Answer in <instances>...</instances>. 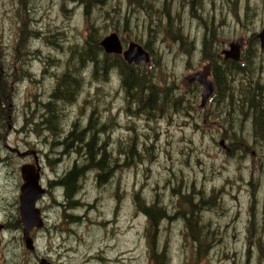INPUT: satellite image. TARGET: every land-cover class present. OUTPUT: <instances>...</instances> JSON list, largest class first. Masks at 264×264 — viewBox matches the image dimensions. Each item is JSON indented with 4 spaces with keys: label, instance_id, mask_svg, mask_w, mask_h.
<instances>
[{
    "label": "rangeland",
    "instance_id": "rangeland-1",
    "mask_svg": "<svg viewBox=\"0 0 264 264\" xmlns=\"http://www.w3.org/2000/svg\"><path fill=\"white\" fill-rule=\"evenodd\" d=\"M33 1L44 15L39 25H58L66 17L63 25L67 38L56 44L63 43L69 50L63 71L73 70L74 54L84 47L87 24L93 21L95 35L103 37L115 31L126 44L137 40L141 43L147 39L152 41L149 45L152 50H147L151 67L148 63L140 65L148 70L150 84L151 80L155 81L150 75L166 78L165 82H158L161 86L155 84L158 91L152 89L155 105L145 103L144 99L140 106L145 108L143 115L157 118L151 129V152L156 155L148 161L143 159L130 167L117 169L110 182L99 183L95 168L87 171L79 180L76 204H71L65 200L63 188L51 186L49 181L64 175L75 159L81 162L84 158L80 159L73 151L61 154L68 148L61 146L59 149V144H53L55 136L51 128L47 130L22 122L26 121L23 112L29 113L34 95L45 80L38 85L17 80L20 71L15 70L14 65L22 38L18 42L15 28L9 29V22L16 21V10L12 9L15 3L14 0H0L3 42H0V74L3 76L0 78V264H39L41 258L50 264H155L149 258L147 246L149 220L137 205L142 199L146 207L151 210L160 207L171 217L162 219L156 232L158 251L167 245L169 264H264V256H260L256 243V247L251 246L256 240L252 237L251 222L261 220L264 205V146L255 143L250 149L252 132L249 127L242 135L237 125L238 114L222 113L224 105L213 100L200 112L199 126L195 128L190 124L189 127L180 126V123L168 125L159 120L162 115L178 111L173 101L165 103L172 97L161 91L180 87L179 92H182L186 83L183 77L196 72L209 77V59L216 50L214 43L219 41L221 46L225 43L221 50L233 41L246 43L251 32H258L262 26L264 0H236L235 5V0H164L162 7L169 5L176 18H181L171 28L162 19V16L168 18L165 15L168 10L161 9L155 2L153 9L161 21L151 28L154 33H150L144 15L135 18L136 14L131 11L127 21L123 19L127 0H103L105 5L94 9L91 4L85 7L88 3L73 0L30 2ZM86 8L91 9L90 22L85 19ZM179 26L185 36L183 41L173 37V31ZM211 29L217 41L211 38ZM26 45L37 47L39 43L29 41ZM45 52L51 54L47 63L50 67L55 64L58 76L60 63L57 60L64 54L59 48ZM106 60L99 70L94 71L90 65L83 73L82 85L76 86L79 93L72 100L74 112L70 111L67 116L74 120L76 115H83V123L88 117L90 126L101 130L100 148L104 147L111 156L122 158L119 148L128 142L129 135L131 140L132 132L124 129L130 124L124 115L118 121L116 109L120 106L127 112L137 105L133 95L134 106L124 104L123 89L126 87L118 79L119 69L112 68L104 73L115 59ZM33 63L34 72L39 76L43 65L37 61ZM7 70L10 72L8 79ZM51 83L49 80L48 84ZM202 92L203 89L200 100ZM68 108L58 106L47 114L52 117L60 111L65 115ZM182 119V116L176 117L177 121ZM118 122L124 127L118 128ZM57 124L54 123L56 130L62 134L59 137L71 129L69 121L64 126ZM155 124L159 125L155 127ZM139 125L143 128L145 122L140 120ZM221 139L225 147L219 144ZM143 146L142 141L134 145L141 154ZM34 158L39 160L42 185L48 193L37 203L44 223L30 230L34 247L28 249L15 217L19 215L18 195L22 183L19 169L24 163H34ZM108 163L111 165L106 160ZM255 232L259 237L264 234L257 229Z\"/></svg>",
    "mask_w": 264,
    "mask_h": 264
},
{
    "label": "trees",
    "instance_id": "trees-1",
    "mask_svg": "<svg viewBox=\"0 0 264 264\" xmlns=\"http://www.w3.org/2000/svg\"><path fill=\"white\" fill-rule=\"evenodd\" d=\"M73 1L76 3H88L85 7H88V5L91 4L93 9L96 7H102L106 3L103 2V0ZM162 1L163 0H127V7H125L126 14L123 15V19L127 21L128 17L131 14V11L136 14L135 18H139L140 16L144 15V17L147 19V25H150L149 30L151 33V28L153 26H156L161 21L160 15H157L156 11L153 9V4H155V2H158L160 8L162 9ZM235 4L236 0L234 2V5ZM170 5L172 7V4ZM120 8L121 5H119V9ZM165 8L168 10L165 14L168 18L162 16V19L164 20L165 24L169 25V27L171 28L173 23L176 20L180 22L181 18L180 16H177L176 18L175 12L172 13L169 5ZM84 15L87 22H90L91 9L89 10L86 8L84 11ZM87 25H89V28L84 38V47L79 52H76L73 58V70H71V76H73L71 78V84H73V99H75L79 93L76 86L79 85V83L81 84L82 80H84L82 76L83 73L87 71L88 66L92 65L94 71H97V69H100V66L107 63L106 59L114 58L115 61L111 62L110 69L104 73L106 74L112 68L117 67L119 69V75L123 76V86H125L126 89L129 90L131 95L134 96L133 100L136 103L137 107L140 108V106L143 105L144 99L145 102L153 103L154 106L156 100H152L154 94L152 89L157 90L158 87H156L152 80L150 84V80L147 76L148 70L144 67L145 65H128L118 55L114 56L105 54L99 46L101 36L95 35L94 22L91 21ZM124 25L127 26V23H125ZM152 33H154V31H152ZM213 34L214 31L211 29V38L217 41L218 39L216 38V34ZM173 35L174 38H178L182 41L183 39H185L180 26L173 31ZM137 42L139 44H142L146 50H152L149 47L152 41H150L149 39H147L146 42L142 41L143 43H141L139 40H137ZM210 44H213V41H211ZM244 45L245 46L241 50L240 59L238 61H233L216 57L217 54L220 53L223 46L219 44V41L215 42L213 46L216 50L213 51V54L209 59V65L211 67V76L216 83V91L212 95V100L215 103L224 105L225 109L221 110L222 113L230 112L233 114H238L237 125L238 129L242 132V135H244L246 128L249 127L248 130H251L252 132V142L247 143L248 147L251 149L252 144L255 143L264 146V49H261L259 46V39L257 37L256 31L251 32ZM99 57L101 59H99ZM86 76H88L87 73ZM245 122H247V124ZM48 129H50V131H52L55 136L53 143L54 145L56 143L59 144V149H62L61 146L64 149L68 148L67 152L61 151V154L67 155V153L73 151L81 157H87V162H89L91 165H94V167L98 171L97 176L100 180L99 183L110 182V180H112V176L114 175V173H116V170H121V167L123 166L127 168L131 165H135L136 162L142 161L143 159L148 161L156 155L155 153L151 152L152 147L149 148L147 146H143V154H141V152H139L137 148L134 147L135 143L139 142L138 138L141 136V132L133 123L129 124V128H124L125 131L132 132L131 140L133 141L130 140L129 135L127 139L128 142L124 143V145H121L122 147L119 148V151L123 155L122 158H120L119 156H111V154H107V150L104 147H101L102 154H97V150L99 147H97V142L94 140V138L96 137L95 133L98 132V128H96V126L91 127L90 123L88 127H85L84 129L80 128L77 124L76 126H74V129L72 131H68L65 135H63V137H59L62 134L61 131L56 130V127L48 126L47 130ZM99 131L101 130L99 129ZM104 142L107 143L108 141ZM84 150L85 153H83ZM98 155L100 157L96 160L95 158ZM106 160L110 162L111 165L109 163L106 164ZM88 167L86 165L80 167V165L75 164L57 180L52 182L49 181V184H51V186L60 185V187L63 188L65 200H69L71 204L74 202L75 205L76 195L80 190L79 180L85 175L87 171H89L87 169ZM116 181L117 183L119 182L118 179ZM47 193L48 191L46 192V194ZM135 195L138 198L137 191H135ZM137 205L140 211H142L149 220V225L146 229V235L150 260L155 262V264H169V252L167 245L163 246L160 252L158 251L159 246L157 245L156 232L159 229L162 219L171 217L168 216V214L166 215L165 211H163V209L160 207L152 210L150 207H146L143 199L141 201H138ZM19 217V215L15 217V222L17 223L18 229L22 230V224L20 223ZM251 226H253L252 237L255 236L256 238L255 242L251 243V246L254 245L256 247L257 245L259 254L261 257H263L264 234L259 237V235L257 236L258 232L256 233L255 231L257 229L261 232V234L264 232V205L263 210L261 211V220L253 219V223L251 222ZM260 228L263 232L260 230Z\"/></svg>",
    "mask_w": 264,
    "mask_h": 264
},
{
    "label": "flooded vegetation",
    "instance_id": "flooded-vegetation-1",
    "mask_svg": "<svg viewBox=\"0 0 264 264\" xmlns=\"http://www.w3.org/2000/svg\"><path fill=\"white\" fill-rule=\"evenodd\" d=\"M31 0H14L15 6L12 7L13 10H16V21L14 23H10V28H15V35L16 39L21 40L19 43V56H17V64L14 65L15 70L20 71V75L18 76V81L20 83L24 81H29V83L37 84L42 79L45 80V83L38 89V92L35 93L34 99L32 100L33 106L30 107L29 113L26 114V111L23 112L24 120H28L29 122L22 121L24 124L29 126H40L39 128L47 129L48 126L55 127L54 123L58 122L57 126H61V124L64 126L69 121V126L71 128L70 131L74 129V126L77 124L80 128L84 129L85 127H88L89 125V118H86L85 123L82 122L83 115L81 117H78L76 115V118L72 120V117L67 116V114L70 111H73V84H71V70L70 68L64 69V65L66 64L67 60V54L69 50L67 49V46L63 43L57 44V41H62L65 38H67V32L64 28L63 23L66 22L65 20L62 21V23H59L58 25L54 23V25L49 24L48 26L44 24L39 25L41 21L44 19V15L41 14L40 11H38V6L36 2H30ZM164 1V0H163ZM162 1V2H163ZM165 8V7H163ZM4 10V9H3ZM12 10V11H13ZM67 11V9L65 8ZM4 17V12H3ZM14 15L12 16V18ZM60 17V16H59ZM59 17L57 19H59ZM181 28V27H180ZM182 30V29H181ZM0 31V35H1ZM21 37V38H20ZM38 42L39 46L33 47L31 45H26V42ZM0 42H2L0 37ZM3 43V42H2ZM56 48L60 49V52L64 54L63 58H58L60 73L58 76H56L55 71V64L47 63V58L51 56L49 52H45L46 49H52L55 50ZM56 58H53V61H55ZM37 61L39 64L42 63V69L40 71V75L36 76L35 71V65L33 62ZM14 63V62H13ZM151 57L150 62L148 63V66L151 67ZM57 69V70H58ZM7 79L9 78L10 72L7 70ZM210 74V72H209ZM12 75V73H11ZM152 79H155L154 84L157 86H161V84L158 82L163 81L165 82L166 76H153L150 75ZM2 73L0 74V78H2ZM123 76H118L119 81H122ZM208 78L209 82L211 83V94L208 98V100L204 103L200 100V91L202 89V84L200 83L201 78ZM185 83L184 88L182 89V92H179L180 87L175 88L171 91H166L161 93L166 96H171L172 99L165 103H170L173 101L174 105L178 108L177 112H171L166 115H162L159 117L160 121H165L168 125L173 123H180V126L189 127L190 124L192 127L199 126V123L197 122V119L200 118V112L205 109L208 105H210V102L212 100V95L216 91V83L212 79V76L207 77L204 74H201V72H196L190 76H184L183 77ZM52 80V83L49 85L48 81ZM123 84V81H122ZM38 85V84H37ZM63 86L65 88H63ZM124 96H123V102L124 104L134 106L132 103V96L131 93H129L128 89H123ZM78 92V91H77ZM128 93V94H127ZM119 96V95H118ZM78 99V98H77ZM198 101L196 102V100ZM120 100V99H119ZM28 103V102H27ZM147 103V102H145ZM177 103V104H176ZM72 105V106H71ZM62 106L64 108H68L69 110L66 112L65 115H62L61 112L53 115L52 117L48 116L47 111L53 110L54 108ZM128 106V105H127ZM142 109V110H141ZM143 112L145 111L144 107H136V108H130L127 112L123 111L122 107L118 106L116 109L117 119L120 120L121 116L124 115L129 123H133L137 126L139 131L141 132V136L138 138L139 141H142V144L144 146H147L151 148L152 146V134L151 129L153 128L152 124L156 121L157 118L152 119L151 116H145L143 115ZM43 113V114H42ZM77 113V111H76ZM121 113V115H120ZM149 114V113H148ZM182 116L183 119L181 121H177L176 117ZM143 120L145 122V127L141 128L139 125V121ZM84 124V125H83ZM159 124H155V127ZM118 128H123L124 125H122L120 122L117 123ZM99 129L98 132L95 133L96 137L94 140L97 142L98 153L102 154V148H100L98 144V136H99ZM194 133H196V130H194ZM137 140V139H135ZM111 142V140H110ZM219 144L223 147H225L224 139H221L219 141ZM85 153V150L83 151ZM80 156V155H79ZM85 156V155H84ZM99 155L95 158L96 160L99 159ZM84 157L80 156V159H83ZM73 166L76 165H86L88 167V170H91L94 167V165H91L89 162H87V157L84 158V161L74 160ZM72 166V167H73ZM71 167V168H72ZM96 169V168H95ZM97 170V169H96ZM2 226V225H1Z\"/></svg>",
    "mask_w": 264,
    "mask_h": 264
},
{
    "label": "water",
    "instance_id": "water-1",
    "mask_svg": "<svg viewBox=\"0 0 264 264\" xmlns=\"http://www.w3.org/2000/svg\"><path fill=\"white\" fill-rule=\"evenodd\" d=\"M259 39V45L261 49H264V23L261 30L257 34ZM99 45L106 53L119 54L123 59L131 64H140L142 62H148L149 56L142 45L136 42H129L126 48H123L121 40L116 32H111L104 36ZM241 42L239 40L230 42L228 48L222 50L224 58H229L234 61L240 58ZM202 84V103L211 94V83L207 78H201ZM35 165L23 164L20 168V174L22 183L19 187L18 195V209L20 215V221L22 223V237L25 246L28 249H33V241L29 236V232L32 228H39L43 225V219L41 217L40 209L37 207V202L44 194V188L40 182V166L35 159ZM39 264H50L45 258H41Z\"/></svg>",
    "mask_w": 264,
    "mask_h": 264
}]
</instances>
